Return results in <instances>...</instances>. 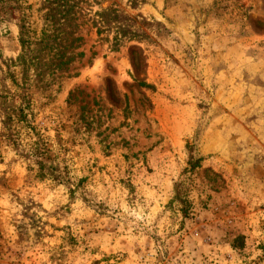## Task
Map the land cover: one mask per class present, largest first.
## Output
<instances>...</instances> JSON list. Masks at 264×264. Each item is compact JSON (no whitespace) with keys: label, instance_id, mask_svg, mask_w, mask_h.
<instances>
[{"label":"rangeland","instance_id":"374dc122","mask_svg":"<svg viewBox=\"0 0 264 264\" xmlns=\"http://www.w3.org/2000/svg\"><path fill=\"white\" fill-rule=\"evenodd\" d=\"M49 1L81 39L24 80L50 3L0 0V264H264V0Z\"/></svg>","mask_w":264,"mask_h":264},{"label":"trees","instance_id":"16d2710c","mask_svg":"<svg viewBox=\"0 0 264 264\" xmlns=\"http://www.w3.org/2000/svg\"><path fill=\"white\" fill-rule=\"evenodd\" d=\"M63 1V0H60ZM50 3V6L46 7V11L43 13L45 25L39 32V34L30 29L25 20L19 24V42L21 45V53L16 58L17 64L21 67L22 76L24 80L29 78L31 71L38 70L37 74L40 73L42 68V61H40L39 54L34 50L36 45L37 51H43L47 49L51 53L49 57L48 66L45 68H52L54 71L67 70L68 64L71 62L73 56L65 57L66 52L70 49H74L77 45L75 43L81 39L79 36L68 38L71 31H66L65 26H72L69 22L63 21V19H56L54 2L46 0ZM53 5V6H52ZM67 13V12H66ZM62 14V18H65V14ZM99 16L101 22L105 26H110L112 19L120 17L116 10L104 9L100 11ZM111 14V15H110ZM63 21V22H62ZM115 35L113 37L114 45H118L120 37L126 36L127 33L130 36H135V32L131 31L123 23H118L114 26ZM67 36V37H66ZM80 54V53H79ZM130 62L133 66L135 75L141 70L143 65L142 50L137 45H131L129 47ZM145 84V83H140ZM108 91L112 92V89L108 87ZM186 149L188 150L187 168L185 171H190L199 166L202 157L199 153H195L194 143H187ZM42 170V169H41ZM38 176H47V172L42 170ZM182 182L177 183L175 186V199L180 203V211L184 217L189 215L190 204L188 203L185 196L181 193Z\"/></svg>","mask_w":264,"mask_h":264}]
</instances>
